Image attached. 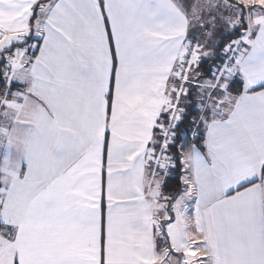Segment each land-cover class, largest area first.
Returning <instances> with one entry per match:
<instances>
[{"label":"snow or ice","instance_id":"obj_1","mask_svg":"<svg viewBox=\"0 0 264 264\" xmlns=\"http://www.w3.org/2000/svg\"><path fill=\"white\" fill-rule=\"evenodd\" d=\"M0 264H264V0H0Z\"/></svg>","mask_w":264,"mask_h":264}]
</instances>
